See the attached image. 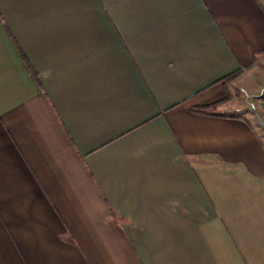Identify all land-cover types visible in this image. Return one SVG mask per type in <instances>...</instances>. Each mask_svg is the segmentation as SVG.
Instances as JSON below:
<instances>
[{
    "label": "crops",
    "instance_id": "obj_1",
    "mask_svg": "<svg viewBox=\"0 0 264 264\" xmlns=\"http://www.w3.org/2000/svg\"><path fill=\"white\" fill-rule=\"evenodd\" d=\"M0 264H264V0H0Z\"/></svg>",
    "mask_w": 264,
    "mask_h": 264
},
{
    "label": "trees",
    "instance_id": "obj_2",
    "mask_svg": "<svg viewBox=\"0 0 264 264\" xmlns=\"http://www.w3.org/2000/svg\"><path fill=\"white\" fill-rule=\"evenodd\" d=\"M242 71L243 70H241V69H238V70H236V71H234V72H232V73H230V74H228V75H226L225 77H223L220 81L222 82V83H230V82H232V81H234L241 73H242ZM212 107V106H211Z\"/></svg>",
    "mask_w": 264,
    "mask_h": 264
},
{
    "label": "rangeland",
    "instance_id": "obj_3",
    "mask_svg": "<svg viewBox=\"0 0 264 264\" xmlns=\"http://www.w3.org/2000/svg\"><path fill=\"white\" fill-rule=\"evenodd\" d=\"M235 90H237V89H235ZM235 94L238 95L239 100H242V101H246V100H248V99L250 98V96L247 97V96H248V93L245 94V93L237 92V91H236ZM251 98H252V97H251Z\"/></svg>",
    "mask_w": 264,
    "mask_h": 264
}]
</instances>
